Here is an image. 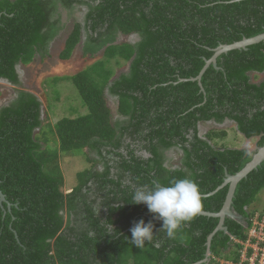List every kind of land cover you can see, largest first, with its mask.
<instances>
[{
  "label": "trees",
  "instance_id": "obj_1",
  "mask_svg": "<svg viewBox=\"0 0 264 264\" xmlns=\"http://www.w3.org/2000/svg\"><path fill=\"white\" fill-rule=\"evenodd\" d=\"M80 6L88 9L84 24L76 19L59 57L72 56L83 29V55L103 53L104 59L68 76L87 113L56 123L59 148L52 150L36 134L43 129V103L35 93L19 89L0 108V189L7 199L0 203V264L202 261L220 217L198 213L169 239L156 214L131 200L137 188L189 178L199 186L200 211L222 210L230 184L216 189L254 152L226 145L223 127L202 135L200 123L232 120L246 140L257 138V148L264 146V81L251 79V72L264 71V40L220 54L202 85L193 78L219 45L264 32V0H0V79L21 87L18 65L37 55L45 59ZM120 33H138L140 40L119 43ZM113 60L131 64L111 81ZM109 94L119 101L117 119ZM174 148L183 151L177 165L167 155ZM81 151L92 155V167L66 193L60 153ZM263 189L264 162L238 183L232 210L241 218H226L228 232L215 234L210 261L200 264L239 258L241 246L233 238L245 239L243 221L264 213L252 207ZM141 219L153 223L154 234L137 248L131 228Z\"/></svg>",
  "mask_w": 264,
  "mask_h": 264
},
{
  "label": "rangeland",
  "instance_id": "obj_2",
  "mask_svg": "<svg viewBox=\"0 0 264 264\" xmlns=\"http://www.w3.org/2000/svg\"><path fill=\"white\" fill-rule=\"evenodd\" d=\"M84 17V11L81 6L74 10V13L69 19L70 23L67 26V29L62 31L50 46L49 55L46 60L37 55L29 65H18V68L21 71V87L14 86L6 81L2 83L0 82V106L7 102V98H4L5 95L3 94L2 96V93L6 92V94H12L13 88H15V90L24 89L33 93L35 92L42 100L43 129L42 131H37L36 134L46 137L48 139L47 146L52 150L59 148L58 137L55 133L56 123L65 117L75 118L87 113V108L78 89L68 76L77 73L99 59H104L102 52L95 58L89 57L82 59L80 56L82 53L80 44L76 47V50H74L76 54L69 60H64L59 57V54L64 47L65 39L73 29L74 22L76 19L82 22L85 19ZM118 42H123V38H119ZM128 64L127 61L123 60L117 64L115 63V60L109 62L110 67L114 69L116 74L125 69ZM255 77L256 81L259 82L264 79V73ZM108 100L114 114L117 110V98L110 97L109 95ZM46 107L47 110L45 109ZM47 111L48 116L46 114ZM200 124L202 133H206L211 128H226L229 132V137L224 141L228 146H245L253 152L257 149V138L246 140L244 135L237 132V125L234 121H227L225 125L215 124L214 122H201ZM220 143L221 141H219V144ZM90 155L86 154L84 151L77 153H60V163L65 176V190L74 189L79 183L78 174L87 168L92 167V161L88 159V157L93 158L92 155ZM179 158L180 156L178 152L171 153V164L177 165L179 163ZM252 207H257L259 209L264 208V189L259 193L257 201ZM222 258L223 257H220V259Z\"/></svg>",
  "mask_w": 264,
  "mask_h": 264
},
{
  "label": "clouds",
  "instance_id": "obj_3",
  "mask_svg": "<svg viewBox=\"0 0 264 264\" xmlns=\"http://www.w3.org/2000/svg\"><path fill=\"white\" fill-rule=\"evenodd\" d=\"M0 80L9 82L7 79ZM227 121L232 120H226L221 124L225 125ZM210 122L217 124L215 121ZM204 134L205 133H202V135ZM257 150L258 148L256 151ZM64 191L66 190L64 189ZM131 202L136 204H146L149 212L156 214V216L162 221L161 229L166 232L169 239H174L182 224L194 219L202 208V198L199 186L195 181L189 178L176 179L167 186L160 183H154L151 190L137 188L133 194ZM107 228L108 232L111 233L113 225H108ZM153 228L154 225L152 222L146 223L143 219L139 220L131 228V242L137 248H143L146 241H152L154 234Z\"/></svg>",
  "mask_w": 264,
  "mask_h": 264
},
{
  "label": "water",
  "instance_id": "obj_4",
  "mask_svg": "<svg viewBox=\"0 0 264 264\" xmlns=\"http://www.w3.org/2000/svg\"><path fill=\"white\" fill-rule=\"evenodd\" d=\"M263 40H264V32L256 36H253V37H245L242 40L235 41L233 43H229V44L224 43V44L219 45L215 49V54L210 59H207L206 64L204 68L201 70L200 74L193 79L198 80L200 84L202 85V82H201L202 76L205 70L209 67V65L213 63L218 68L217 58L220 54L224 52H228L233 49H237V48H247L249 45L261 42ZM17 70H18L19 75L21 76V71L19 70L18 67H17ZM202 89L204 90L203 86H202ZM262 162H264V146L259 147L258 150L254 152L253 159L237 174L232 175L227 172V177L225 179V182L216 189V190H219L220 188L224 187L226 184H230L228 196H227L226 202L222 210L217 213L206 212V211L199 212V214H205L209 216H218L220 217V222L218 226L215 228V230L208 236V240H207L208 250L206 252V257L202 261H199L193 264L207 263L210 261L211 245H212L213 237L220 230H224L225 232H228V227L225 225V220L227 217L237 218V219L241 218L232 210V204H233V199L235 196L237 185L243 178L247 177L251 171L258 168V166L261 165ZM3 202H7V199H6V195L0 189V203L2 204ZM9 207H10V204H9ZM243 223L244 225L248 224L247 221H243Z\"/></svg>",
  "mask_w": 264,
  "mask_h": 264
},
{
  "label": "built area",
  "instance_id": "obj_5",
  "mask_svg": "<svg viewBox=\"0 0 264 264\" xmlns=\"http://www.w3.org/2000/svg\"><path fill=\"white\" fill-rule=\"evenodd\" d=\"M245 228V239L233 238L241 246L238 248L239 258H219V264H264V213L251 216Z\"/></svg>",
  "mask_w": 264,
  "mask_h": 264
},
{
  "label": "flooded vegetation",
  "instance_id": "obj_6",
  "mask_svg": "<svg viewBox=\"0 0 264 264\" xmlns=\"http://www.w3.org/2000/svg\"><path fill=\"white\" fill-rule=\"evenodd\" d=\"M82 7V10L84 11V16L86 15V13H87V7L86 6H81ZM67 14H65V17H64V19H66L67 18ZM85 18V17H84ZM85 20V19H84ZM69 23H70V20H68L67 21V25H69ZM82 23L84 24V21H82ZM74 26V25H73ZM67 29V28H66ZM63 31H65V29L63 30ZM85 33H86V30L85 29H83V37H82V41H81V43L82 44H84V41L86 40V35H85ZM85 38V39H84ZM119 38H123V42H130V43H136V42H138L139 40H140V36H139V34L138 33H133V34H129V35H124V34H119V37H118V40H119ZM122 42V43H123ZM81 56V55H80ZM81 57H83V56H81ZM89 57V56H88ZM91 58V57H90ZM127 63H129L128 64V66H126V68L125 69H123L121 72H119L118 74H116V72L114 71V74H113V76H112V78H111V81H113L115 78H118L123 72H128L129 71V67H130V61L128 62L127 61ZM261 73H264V71H262V72H258V71H253V72H251V79H252V81L253 82H256V83H260V82H262V81H264V79L263 80H261V81H259V82H257L256 81V77L255 76H259ZM110 95V94H109ZM110 97H116V96H112V95H110ZM117 98V97H116ZM118 98H117V110H116V114L114 113V118L115 119H117V118H119L120 117V115H119V113H118ZM110 105V104H109ZM111 107V106H110ZM112 109V108H111ZM113 111V110H112ZM200 130H201V134H202V128L200 127ZM173 152H178V154H179V156H180V158L178 159V161H180L181 160V156H182V154H183V151L180 149V148H174V149H171V151L169 150L168 151V153H167V155L169 156V157H171V153H173ZM139 153H142L145 157H148V156H150V154L148 153V151H146V150H141ZM97 167L98 168H100V167H102L100 164H97ZM85 190H87V188L85 189Z\"/></svg>",
  "mask_w": 264,
  "mask_h": 264
},
{
  "label": "crops",
  "instance_id": "obj_7",
  "mask_svg": "<svg viewBox=\"0 0 264 264\" xmlns=\"http://www.w3.org/2000/svg\"><path fill=\"white\" fill-rule=\"evenodd\" d=\"M68 35H69V34H68ZM68 35H67V36H68ZM85 35H86V33H85ZM84 39H85V38H84ZM65 40H66V39H65ZM52 43H53V42H52ZM51 45H52V44H51ZM80 45H81V52H82V53H81V56H83V57H81V58H82V59H83V58H89L88 56H84V55H83V44L80 43ZM75 50H76V48H75ZM75 54H76V52L74 51L71 57H73ZM102 55H103V53H102ZM39 56H40V55H39ZM71 57H70V58H71ZM46 58H47V57H45L44 60H46ZM70 58H69V59H70ZM69 59H67V60H69ZM87 67H88V66H87ZM87 67H85V68H87ZM85 68H84V69H85ZM82 70H83V69H82ZM80 71H81V70H80ZM78 72H79V71H78ZM74 74H75V73H74ZM63 75H69V74H63ZM71 75H72V74H71ZM21 80H22V79H21ZM0 82L2 83V82H4V81H3V80H0ZM10 84H11V83H10ZM12 85H13V84H12ZM9 86H11V85H9ZM14 86H15V85H14ZM34 93H35V92H34ZM3 94L5 95L4 98H7V99H6L7 102L5 101L6 104H2V106H0V108L3 107V106H5V105H8L11 101H13V100L18 96V90H15V88H13V92H12V94H9V93L6 94V92H3V93H2V96H3ZM35 94H36V93H35ZM107 94H108V92H107ZM36 95H37V94H36ZM37 96H38V95H37ZM41 101H42V100H41ZM45 109L47 110V107H46ZM46 110H45V111H46ZM42 112H43V111H42ZM47 113H48V111L46 112V114H47ZM42 115H43V113H42ZM47 115H48V114H47ZM69 191H71V189H70V190H66L65 192H69Z\"/></svg>",
  "mask_w": 264,
  "mask_h": 264
}]
</instances>
